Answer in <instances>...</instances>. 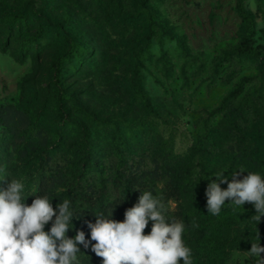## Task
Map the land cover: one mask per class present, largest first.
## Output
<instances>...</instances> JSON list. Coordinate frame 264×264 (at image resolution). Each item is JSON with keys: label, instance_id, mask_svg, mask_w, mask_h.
<instances>
[{"label": "rangeland", "instance_id": "374dc122", "mask_svg": "<svg viewBox=\"0 0 264 264\" xmlns=\"http://www.w3.org/2000/svg\"><path fill=\"white\" fill-rule=\"evenodd\" d=\"M70 44L79 58H63ZM261 56L264 0H0V190L69 200L66 235L88 240L95 215L122 222L150 191L185 224L193 264H255L243 252L257 228L264 247V217L247 202L212 215L205 193L221 172L264 178Z\"/></svg>", "mask_w": 264, "mask_h": 264}, {"label": "clouds", "instance_id": "9594fccd", "mask_svg": "<svg viewBox=\"0 0 264 264\" xmlns=\"http://www.w3.org/2000/svg\"><path fill=\"white\" fill-rule=\"evenodd\" d=\"M242 172H233L230 182L223 172L215 174L216 179L206 188L207 212L218 215L226 202L236 207L251 203L255 215L250 219L257 227L264 217V178L248 172L243 179H236ZM222 183L227 184L226 189L220 187ZM24 187L11 179L6 190H0V264H81L78 245L85 249L91 246L102 264H180L181 260L193 264L191 248L183 240L185 224L170 221L165 203L150 191L141 193L122 222L106 219L102 213L95 215V223H88V240L83 231H77L73 238L66 235L76 217L69 200L59 202L54 210L52 200L37 195L28 205L22 198ZM149 221L151 231L144 234ZM49 222L51 228L45 231ZM256 240L251 242L250 251L243 253L247 259L254 257L255 264H264L258 228Z\"/></svg>", "mask_w": 264, "mask_h": 264}, {"label": "trees", "instance_id": "16d2710c", "mask_svg": "<svg viewBox=\"0 0 264 264\" xmlns=\"http://www.w3.org/2000/svg\"><path fill=\"white\" fill-rule=\"evenodd\" d=\"M246 19L249 23H251L253 20L251 19V16L249 14H246ZM48 27H45V25L42 27L41 30H44V29H47ZM32 42L33 43H36L37 41L33 38L32 39ZM77 45H74V44H70V48L68 50V52H66L65 56L63 57L64 59H67V58H79L82 53L80 52L79 48L76 47ZM262 58H264L263 56H261ZM90 163H93V161H91ZM138 165V163H137ZM140 168V167H139ZM136 172H139V171H136ZM140 174L142 175H145V171L144 170H141L139 172ZM120 178L123 180V182L126 183V186H130L131 182H132V179H133V173H126V169L125 170H121L120 171V174H119Z\"/></svg>", "mask_w": 264, "mask_h": 264}]
</instances>
